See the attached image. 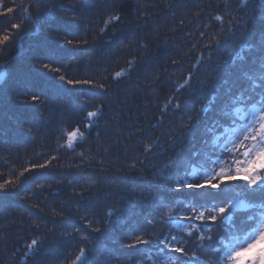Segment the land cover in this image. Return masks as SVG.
Wrapping results in <instances>:
<instances>
[{
    "label": "trees",
    "instance_id": "trees-1",
    "mask_svg": "<svg viewBox=\"0 0 264 264\" xmlns=\"http://www.w3.org/2000/svg\"><path fill=\"white\" fill-rule=\"evenodd\" d=\"M263 221L264 0H0V264H238Z\"/></svg>",
    "mask_w": 264,
    "mask_h": 264
},
{
    "label": "rangeland",
    "instance_id": "rangeland-1",
    "mask_svg": "<svg viewBox=\"0 0 264 264\" xmlns=\"http://www.w3.org/2000/svg\"><path fill=\"white\" fill-rule=\"evenodd\" d=\"M256 120L257 117L253 118L250 122V127H238L235 133L230 139L233 143L237 145L239 142L244 140L248 132L256 133ZM259 230L247 237L240 238L236 244V256L238 259V264H261L263 260L264 251V221L261 223Z\"/></svg>",
    "mask_w": 264,
    "mask_h": 264
}]
</instances>
